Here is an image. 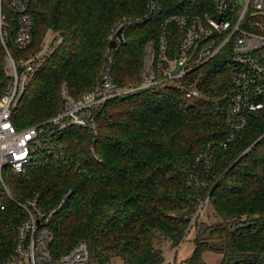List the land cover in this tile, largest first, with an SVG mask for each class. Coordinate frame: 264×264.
<instances>
[{
  "label": "trees",
  "instance_id": "1",
  "mask_svg": "<svg viewBox=\"0 0 264 264\" xmlns=\"http://www.w3.org/2000/svg\"><path fill=\"white\" fill-rule=\"evenodd\" d=\"M148 1L34 3L35 44L48 29L60 33L63 44L26 90L13 116L15 126L21 130L60 113L64 83L75 99L92 90L120 21H134L113 55V78L126 88L141 84L146 47L158 48L167 19L204 12L178 0H158L161 12L144 20ZM167 35L168 56L174 58L183 33L170 23ZM225 55L187 76L188 83L197 82L201 99L191 101L174 88L117 97L95 111L96 135L70 127L60 139L66 144L64 156L39 152L22 174L7 172V184L20 202L39 194L41 206L50 210L68 194L51 225L54 258L85 242L88 264H111L114 258L123 264H163L156 242L165 239L171 249L177 247L210 194L220 221L212 226L196 222L195 251L184 264H206L209 252L222 255L220 264H264V111L251 114L228 149L220 148L228 133ZM209 146L213 169L206 176L199 168L208 186L196 190L188 178ZM10 176L16 180L10 182ZM22 219L17 207L0 213V258L11 252Z\"/></svg>",
  "mask_w": 264,
  "mask_h": 264
},
{
  "label": "built area",
  "instance_id": "2",
  "mask_svg": "<svg viewBox=\"0 0 264 264\" xmlns=\"http://www.w3.org/2000/svg\"><path fill=\"white\" fill-rule=\"evenodd\" d=\"M39 0H0V213L17 207L23 219L15 226L14 244L0 264H88L91 254L87 243L80 242L68 254L54 258L52 221L62 204L45 210L40 195L19 202L7 184V172L22 174L36 153L60 156V139L70 127L87 129L97 134L95 111L108 101L149 88H174L191 101L203 97L197 82L187 76L219 55L229 56V80L226 94V126L228 133L220 148L228 149L248 124L251 114L264 111V0H178L180 5L202 8L201 14L174 15L162 27L158 48L146 47L141 71V84L120 88L113 78V55L110 47L94 88L80 98H73L64 83L61 88L63 108L56 116L19 130L13 116L26 90L38 73L63 44V37L48 29L35 44L32 6ZM161 12L158 0H149L144 20ZM133 20L124 19L113 28L110 43L123 40ZM140 22V21H139ZM173 23L182 31L177 56H168L167 26ZM181 69L173 72L177 66ZM198 167V168H197ZM199 168L208 176L213 169L211 146L195 160V169L188 185L203 190L208 181L201 178ZM210 194L201 202L186 236L163 264H175L177 253L203 210L210 203Z\"/></svg>",
  "mask_w": 264,
  "mask_h": 264
},
{
  "label": "rangeland",
  "instance_id": "3",
  "mask_svg": "<svg viewBox=\"0 0 264 264\" xmlns=\"http://www.w3.org/2000/svg\"><path fill=\"white\" fill-rule=\"evenodd\" d=\"M106 56H107V54H106ZM103 64H104V62H103ZM102 68H103V65H102ZM102 68H101V71H102ZM101 71H100V73H101ZM97 80H98V78H97ZM96 83H97V81H96ZM33 125H36V124H33ZM33 125H29L27 127H30V126H33ZM65 147H66V144H65ZM65 147H64V145L62 146V151H61V155L62 156L65 155ZM8 179L10 180V182L11 181L13 182L14 180H16L14 177L12 178V176H10ZM67 195L68 194H66L64 196V199L66 198ZM31 198H33V197H29L27 200H29ZM62 202H63V200H61V203ZM15 211H17V210H15ZM198 221H201V222L205 223L208 226H212L214 224H218L220 219H219L218 215L215 213V211L213 210L212 206L209 203V204H207L205 206L201 217L198 218ZM195 237H196V230L194 228V230L190 233L189 238L185 242H183V244L181 245V247L178 250V253H177V264H184L186 261H188L193 256L194 251H195ZM7 240H10V239H7ZM9 245H10V243L8 244V246ZM156 247L163 250V253H164L163 255H165L164 259H168L173 254V251H171V248H172L171 243L169 241L165 240V239H162V240H159L158 242H156ZM9 248H10V246H9ZM9 254H7L6 256H8ZM203 258L207 262V264H219L221 259H222L221 254L214 253V252L206 253ZM111 264H123V262L119 258H114L111 261Z\"/></svg>",
  "mask_w": 264,
  "mask_h": 264
},
{
  "label": "water",
  "instance_id": "4",
  "mask_svg": "<svg viewBox=\"0 0 264 264\" xmlns=\"http://www.w3.org/2000/svg\"><path fill=\"white\" fill-rule=\"evenodd\" d=\"M123 30H119L118 31V33H117V37L119 38V39H123ZM110 46L112 47V48H115L116 47V42H114V41H112L111 43H110ZM180 69H181V66L180 65H178L177 66V68H176V70L173 72L174 74H177L179 71H180Z\"/></svg>",
  "mask_w": 264,
  "mask_h": 264
},
{
  "label": "crops",
  "instance_id": "5",
  "mask_svg": "<svg viewBox=\"0 0 264 264\" xmlns=\"http://www.w3.org/2000/svg\"><path fill=\"white\" fill-rule=\"evenodd\" d=\"M165 256V255H164ZM221 257H222V255H221ZM222 260V259H221ZM205 261V260H204ZM221 262V261H220ZM205 263L207 264V262L205 261ZM220 264V263H219Z\"/></svg>",
  "mask_w": 264,
  "mask_h": 264
}]
</instances>
